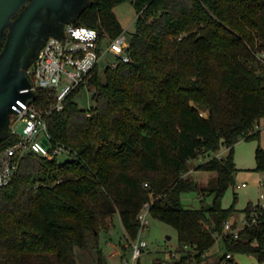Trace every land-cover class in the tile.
I'll list each match as a JSON object with an SVG mask.
<instances>
[{
    "label": "trees",
    "instance_id": "trees-1",
    "mask_svg": "<svg viewBox=\"0 0 264 264\" xmlns=\"http://www.w3.org/2000/svg\"><path fill=\"white\" fill-rule=\"evenodd\" d=\"M125 1L93 0L75 24L96 28L100 44L110 41L124 31L114 8ZM131 1L130 61L89 73L90 115L75 100L79 88L49 120L68 158L29 153L0 186V264H80L76 246L87 248L89 233L98 239L116 213L136 239L146 203L178 231L173 264H233L227 254L235 252L264 264V207L249 202L244 217L257 212V222L235 234L224 223L236 209L221 203L236 184L234 145L260 136L264 0ZM18 139L10 133L0 149ZM225 146V156L210 155ZM201 156L196 169L212 172L206 182L189 174ZM256 161L264 170L261 147ZM189 190L214 194L213 206L185 207L181 194ZM218 238L224 254L208 255ZM97 264H108L103 254Z\"/></svg>",
    "mask_w": 264,
    "mask_h": 264
},
{
    "label": "built area",
    "instance_id": "built-area-1",
    "mask_svg": "<svg viewBox=\"0 0 264 264\" xmlns=\"http://www.w3.org/2000/svg\"><path fill=\"white\" fill-rule=\"evenodd\" d=\"M99 38V32L94 27L78 25L75 22L67 23L65 36L49 37L40 50L39 56L29 68L33 79L32 89L36 92L35 98L31 102L19 98L13 105L16 112L11 116L10 133L19 139L15 144L0 149V186L12 181L25 155L35 153L53 159L66 153L67 147L63 143L52 140L49 132L50 118L64 109L72 92L79 88H89L86 83L87 77L96 67H114L120 60L130 61L131 56L127 51L129 38L126 30L102 44ZM110 54L115 55L117 61L109 62L107 56ZM101 61H105V65H102ZM22 91L27 92L29 88ZM38 91L43 92L39 99ZM89 109L88 115L91 114ZM245 185V183L241 184V186ZM260 197L264 198V194L261 193ZM261 206L264 207V204ZM149 209L150 205L146 203L138 216L141 227L138 238L132 245L133 260L139 258L148 245L141 234L148 228ZM256 213L250 220L244 218L235 229L232 227L234 221L228 219L224 223L225 231L237 234L246 225L256 223ZM233 255L228 253L227 258L233 259Z\"/></svg>",
    "mask_w": 264,
    "mask_h": 264
},
{
    "label": "rangeland",
    "instance_id": "rangeland-1",
    "mask_svg": "<svg viewBox=\"0 0 264 264\" xmlns=\"http://www.w3.org/2000/svg\"><path fill=\"white\" fill-rule=\"evenodd\" d=\"M124 30L127 32L134 31L136 29V12L134 4L131 0L119 3L114 8ZM109 62L117 61L115 55L110 54L107 56ZM102 77L104 75L102 73ZM91 88H82L77 93L75 100L79 106L83 109H89L96 106V101L92 98ZM206 114L205 111H202ZM261 132L258 139L245 140L242 139L234 145V161L236 163V184L231 185L222 198V206L230 207L234 205L236 213L231 217L233 220L238 219V223L244 218V209L249 202L259 203L261 193L264 194V170H256V150L261 147L264 149V116L259 120ZM221 153V156H225L228 153V149L223 147L217 151ZM212 152V155H215ZM68 158L67 152L58 157L60 162L65 161ZM199 160L191 161V171L195 170ZM208 170H201L194 172L193 176L206 182L210 177ZM212 175V174H211ZM245 186H241L242 183ZM240 185V187H237ZM214 194H206L203 198L196 190L184 191L181 194V201L185 207H201L206 202H212ZM261 203H264V198H261ZM148 228L142 232L141 237L147 242V247L144 249L142 255L133 260V242L136 239H131L127 236L121 218L116 213L112 219L108 220L107 228H102L99 231L98 239L94 235L88 234V247L81 248L76 246L75 254L80 264H97V258L99 254H103L108 264H173L174 256H179V250L182 249L177 229L154 216L150 213L147 215ZM145 233V236H144ZM224 248H221L217 256L223 255ZM236 264H261L256 256L244 252H235ZM224 263L226 261H223Z\"/></svg>",
    "mask_w": 264,
    "mask_h": 264
},
{
    "label": "water",
    "instance_id": "water-1",
    "mask_svg": "<svg viewBox=\"0 0 264 264\" xmlns=\"http://www.w3.org/2000/svg\"><path fill=\"white\" fill-rule=\"evenodd\" d=\"M92 1L0 0V141L10 136L16 101L35 98L29 68L40 50L49 37L63 38L65 25L77 21ZM26 88L29 91L23 92ZM204 205L207 209L213 206L211 202Z\"/></svg>",
    "mask_w": 264,
    "mask_h": 264
},
{
    "label": "crops",
    "instance_id": "crops-1",
    "mask_svg": "<svg viewBox=\"0 0 264 264\" xmlns=\"http://www.w3.org/2000/svg\"><path fill=\"white\" fill-rule=\"evenodd\" d=\"M255 129L256 130H259L260 132H261V128H260V124H259V121L257 122V124H256V126H255ZM225 150H227L228 149V147H223ZM215 155H217V156H220V157H222L221 156V153H219V152H216V153H214ZM210 155H212V154H210ZM207 156H209V153H208V155ZM204 158H203V156H201L199 159H196V160H199L198 161V164H199V162H201L202 160H203ZM194 172H198V174L201 172V170H199V169H195V170H192V175H193V173ZM211 174H212V172H209V174H207V175H209V177L211 176ZM244 183V182H243ZM204 196H202L201 195V198H203ZM261 198H259V203H261ZM262 204H264V203H262ZM245 218V217H244ZM243 218V219H244ZM242 219V220H243ZM233 220V219H232ZM241 220V221H242ZM233 221H238V219L237 220H233ZM123 229H124V227H123ZM125 230V229H124ZM126 232V231H125ZM127 234V233H126ZM128 236V235H127ZM221 239L220 238H218V240H217V242H216V244L208 251V255H211V256H214V255H216L217 253H218V251L221 249ZM233 259H234V262L235 263H237L236 261H235V256L233 255ZM222 264H228L227 263V261L224 263V262H222Z\"/></svg>",
    "mask_w": 264,
    "mask_h": 264
}]
</instances>
